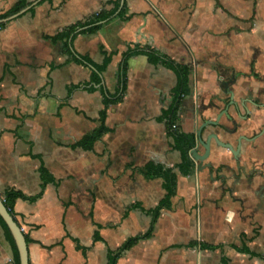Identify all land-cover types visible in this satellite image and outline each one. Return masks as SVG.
<instances>
[{
  "label": "crops",
  "instance_id": "obj_1",
  "mask_svg": "<svg viewBox=\"0 0 264 264\" xmlns=\"http://www.w3.org/2000/svg\"><path fill=\"white\" fill-rule=\"evenodd\" d=\"M17 1L0 0V13ZM26 1L30 6L0 29V198L7 190L37 195L40 165L53 179L36 200L13 206L28 264H107L108 251L148 230V210L165 195L162 178L143 175L153 167L175 174V195L152 236L116 264H264V132L242 142L239 168L229 152L213 150L204 161L210 168L192 161V172L180 175L165 118L177 78L143 53L191 70L178 132L194 137L233 100L232 119L222 115L224 128L208 130L235 145L227 131L248 138L264 131V0ZM116 6L95 32L67 36L72 56L98 64L101 51L112 54L101 83L83 85L94 70L51 38ZM132 50L143 52L127 56ZM124 61L125 89L105 112L108 131L83 149L77 143L98 128L103 93L117 95ZM212 104L218 109L207 110ZM0 264H13L1 226Z\"/></svg>",
  "mask_w": 264,
  "mask_h": 264
},
{
  "label": "trees",
  "instance_id": "obj_2",
  "mask_svg": "<svg viewBox=\"0 0 264 264\" xmlns=\"http://www.w3.org/2000/svg\"><path fill=\"white\" fill-rule=\"evenodd\" d=\"M30 3H28L26 0H19L17 1L10 9L7 11L0 13V20L5 19L11 15H14L27 7ZM30 8L29 10H32ZM117 9V6L114 10L107 13H99L97 14L93 19L87 20L82 23H78L76 25L70 26L61 32H58L54 37L51 38V40L54 41H61L63 53L64 55H70L72 59L76 58L79 64L82 66H92L94 68V71L90 72L89 79L84 82L83 85H99L101 83V74L105 70L107 64L110 62L112 54H106L105 51H101L103 55V59L101 63H94L91 61L90 58L87 56H72L70 52V48L67 44V36L70 34H74L73 37L76 34L79 33H92L98 30L102 25L97 24L98 22H102L104 20H107ZM122 14V11L120 12ZM5 26V23H0V29ZM79 30V31H78ZM78 31V32H77ZM77 32V33H76ZM142 50H132L131 52H127V56L135 53H142ZM146 54L148 60L153 63H161L164 66H166L168 69L174 72L177 78V84L173 90L174 93V99L172 105L169 107V109L166 111L165 118L167 122L168 129L170 133L174 136L175 141V148L179 151L181 156V162L176 167L178 169V172L182 176H187L192 172L193 164L192 160L189 156V150L193 147V137L192 135H185L182 133H179L177 130H174L172 128V125H175L176 115L179 107L180 99L186 95L189 94V86H188V79L189 75L191 73L190 68L187 65L184 64H177L170 59L166 58L165 56H160L157 53L153 52L152 50L143 52ZM125 61L123 62V65L121 67V73H120V87L118 89L116 96H109L103 93V109L99 112L98 115V121L99 126L96 128L92 133L84 136L77 145L83 149H91L94 142L97 141L102 134H104L108 129L105 126V112L109 105L117 103L121 99V95L124 92L125 89ZM80 84L77 85V87ZM100 90L103 92L102 88ZM39 174L41 179V185H40V192L35 196H25L19 191L15 190H7L2 194L1 199L3 202V205L7 209L8 213L13 217V206L17 199H22L26 201H34L36 200L43 192L44 187L47 183L53 182L52 177L48 174V172L45 170V168L40 165L39 166ZM144 177L146 178H155L160 177L165 182V195L162 200L159 201V203L152 209L148 210V215L150 216V225L148 230L141 234L136 235L133 237H130L126 239L115 251H108L107 255V264H116L118 258L127 251L131 246H133L135 243L140 241L141 239H146L152 236L153 226L156 222L157 217L159 216V211L161 209H169L170 208V199L175 195L176 191V176L174 173H172L171 169H161L159 167H153L148 168L147 170H144L143 172ZM0 226L4 231L5 237L7 241L10 243L12 250H13V264H19L18 256L16 247L14 244V241L12 239V236L6 227L5 223L0 218ZM26 242L28 240L26 239ZM198 244L201 248L206 249H215L218 246L215 245H207L197 242H191L188 244V246L196 245ZM242 253H249L253 255L246 247L242 246L238 249Z\"/></svg>",
  "mask_w": 264,
  "mask_h": 264
},
{
  "label": "water",
  "instance_id": "obj_3",
  "mask_svg": "<svg viewBox=\"0 0 264 264\" xmlns=\"http://www.w3.org/2000/svg\"><path fill=\"white\" fill-rule=\"evenodd\" d=\"M25 9L26 8L22 9L18 13L11 15L5 19H1L0 23H6L11 19L16 18L18 15L23 13ZM89 68L91 70H94V68L91 66H89ZM219 76L220 75L218 74V77ZM228 83L230 82L228 81ZM224 86H227V83L226 85L224 84ZM231 94L232 93H230V95ZM230 105H233L237 109L236 103H234L233 100H230L228 104L224 107V109L219 112V114L216 116L215 119L204 120L195 131V136L193 137V147L189 150V156L191 160L195 162L196 169L211 167V164L208 163L204 165V161H206L210 157L213 150H222L229 152L230 156L237 162V168H239L238 155L240 153L242 142H252L253 139L263 134L264 131L262 130L259 131L257 134L252 135L251 137L248 138L242 133L237 134V128H235L232 131H227V134L229 136H233V135L236 136L235 138L236 144L232 145L228 141L220 140L216 133L208 130L210 127H217V126L223 127L221 126V124H219V119L222 115H224L228 121L232 119V116H230L228 113V108ZM211 109H218V106L212 104V106L208 107L207 110H211ZM196 115L198 116V112L196 113ZM254 173H258V172L255 171ZM0 218L5 223L6 227L8 228L12 236V239L16 247L19 264H28V251H27V243L25 240V236L23 235L20 227L18 226L14 218L8 213L7 209L3 205L1 198H0Z\"/></svg>",
  "mask_w": 264,
  "mask_h": 264
},
{
  "label": "built area",
  "instance_id": "obj_4",
  "mask_svg": "<svg viewBox=\"0 0 264 264\" xmlns=\"http://www.w3.org/2000/svg\"><path fill=\"white\" fill-rule=\"evenodd\" d=\"M172 128H173L174 130H177V131H178V128H177L176 125H172Z\"/></svg>",
  "mask_w": 264,
  "mask_h": 264
}]
</instances>
